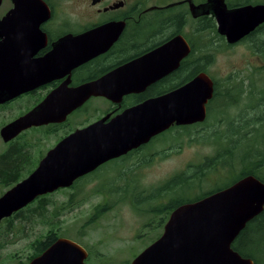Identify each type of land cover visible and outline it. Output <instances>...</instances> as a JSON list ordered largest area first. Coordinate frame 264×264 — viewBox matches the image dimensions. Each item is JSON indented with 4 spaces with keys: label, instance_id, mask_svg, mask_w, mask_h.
<instances>
[{
    "label": "flooded vegetation",
    "instance_id": "af4514ba",
    "mask_svg": "<svg viewBox=\"0 0 264 264\" xmlns=\"http://www.w3.org/2000/svg\"><path fill=\"white\" fill-rule=\"evenodd\" d=\"M4 1L1 0L0 6ZM43 1L49 9V16L41 21L39 33L34 38L24 36L18 45L22 48V54L18 57L21 64L22 55L27 52L23 58V68L28 72L36 70L30 81L32 88L0 105L32 97L30 106L26 105L19 116L57 89L74 90L91 83L96 90L104 91L87 96L62 120L37 126L61 132L59 140L101 119L107 123L135 106L180 88L199 74H207L213 82V93L205 104L203 120L185 124L173 122L147 142L109 158L75 180L91 182L92 179L104 185H131V194H118V198L130 204L127 205L131 208L129 212L138 216L139 222V169L177 153L182 142L177 143V150L174 151L173 147L179 141V136H185L189 141L207 138L208 127L205 122L213 112L222 110L224 102L212 103L216 79L209 67L217 51L229 52L243 42L251 45L252 38L264 35V23L231 43L218 32L211 4L204 5L208 0ZM223 1L227 8L255 4L244 0ZM12 7L13 2L9 0L6 10L0 12V18ZM251 47L256 53L255 46ZM249 71L257 72L254 67H250ZM260 83L254 86L263 91L256 93L263 97L259 98L264 104V82L262 86H257ZM211 106H214L212 113ZM207 158L204 155L197 163H181L178 173L196 168ZM179 205L157 210L154 215L160 212V216L156 224L139 226L142 246L127 264H132L137 255L162 237L165 223L172 210ZM255 217L246 223L232 242H236L243 252L234 249L231 244L235 251L251 259L253 264H257L254 257H260L252 246L256 232L260 229L249 225ZM84 261L94 264L87 257ZM258 262L264 264V258H259Z\"/></svg>",
    "mask_w": 264,
    "mask_h": 264
},
{
    "label": "water",
    "instance_id": "95a60500",
    "mask_svg": "<svg viewBox=\"0 0 264 264\" xmlns=\"http://www.w3.org/2000/svg\"><path fill=\"white\" fill-rule=\"evenodd\" d=\"M13 7L0 18V104L32 88L31 72L23 68L18 47L24 36H36L49 16L43 0H12ZM1 3V0H0ZM218 32L236 42L264 23V3L227 8L223 0H208ZM26 50L25 47H23ZM89 50V49H87ZM31 74V75H30ZM36 74V73H35ZM93 84L74 90H54L25 113L0 127L8 142L21 132L65 118L87 96L104 93ZM213 82L199 74L180 88L135 106L111 121L103 119L58 140L34 169L0 196V220L11 216L37 197L70 187L82 175L109 158L147 142L176 124L201 121ZM264 208V181L249 174L199 199L175 207L160 239L137 255L132 264H253L231 244L246 223ZM86 249L59 236L27 264H87Z\"/></svg>",
    "mask_w": 264,
    "mask_h": 264
},
{
    "label": "rangeland",
    "instance_id": "374dc122",
    "mask_svg": "<svg viewBox=\"0 0 264 264\" xmlns=\"http://www.w3.org/2000/svg\"><path fill=\"white\" fill-rule=\"evenodd\" d=\"M263 1L251 0L252 3ZM8 4L9 0H5L0 6V12L6 10ZM250 67H254L257 70L254 77L252 76L253 72L249 71ZM209 69L220 87L222 83L235 79V82L242 81L244 87L249 83V78H255L256 83L262 82L264 80L262 79L264 73V52L255 53L248 42H243L229 52L225 50L217 51ZM231 70H235V72L231 73ZM262 84L260 83L257 86H262ZM32 99V97H25L0 108V127L14 119L28 105L30 106ZM255 99L247 97L244 101L249 102L252 100L255 102ZM211 108L212 113L214 106H211ZM231 109L233 110V108L223 106L222 110L213 112V115L208 117L205 126L208 127V131L211 130L210 133L216 130L215 132L222 134L226 131L227 134L231 135L230 133L237 129L238 125L236 123L241 124V126L244 125V122L237 121L239 118L235 117L234 121L236 122L233 121L232 113L233 115L237 113L236 111L229 113L232 111ZM237 109H244V106L239 104L235 110ZM248 129L249 131L251 130V128ZM60 136L61 132L51 131L49 128L44 127L25 130L20 140L24 139L31 145L28 155L32 164L28 165L33 166L36 159L51 148L59 140ZM239 136L241 135H233V138L235 137L236 139ZM253 136L251 144L254 143V138L264 136V129L256 130ZM178 139L179 141L176 142L173 150H177V143L179 142H182V146L177 153L139 169V199L141 202L146 196H149L151 192L148 191L150 189L159 187L166 179H170L174 174L178 173L181 170V163L186 161L197 163L201 161L204 155L212 156L216 148L222 146V143H217L214 138L212 140L210 137L208 139L197 138L202 142H198L197 139L189 141V138L185 136H179ZM7 144L0 137V152L6 148ZM243 144L238 143L236 145V158L241 156L249 143L245 142ZM232 168L233 172L238 171L239 165L236 164ZM22 174V178L28 175L24 172ZM231 174L232 171L225 169L211 172L209 176L204 177L198 188L192 190V193L207 191L216 184L218 185L228 179ZM90 180L91 182L89 180L87 182L82 181L72 188L58 189L48 194L46 199H49L53 204L48 206L46 215L43 218L35 216L34 212H28L37 205V202L33 200L28 205L29 210H23L22 215L19 214L11 221H6L5 218L1 219L0 264H26L34 251L32 247L33 241L40 235L45 234L49 229L83 246L87 251V260L94 264L130 263L133 256L142 246V244L140 245L142 238L139 237V226L156 224L160 212L155 215L154 213L142 212L138 222V216L136 217L134 213L129 212L131 208L129 209L127 205L130 206V204L126 200L118 198V194L130 195L131 185H104L98 184V180ZM11 186L0 185V196ZM70 194H73L72 201L66 204V201H69ZM164 196L158 200H151L150 204L154 206L166 203L168 199L167 196ZM180 197L181 194L177 195V198ZM142 203L139 204V207H149L146 202ZM67 205L70 207H67ZM60 206L64 208H60ZM53 210H58L54 217L56 222H52L48 218Z\"/></svg>",
    "mask_w": 264,
    "mask_h": 264
},
{
    "label": "trees",
    "instance_id": "16d2710c",
    "mask_svg": "<svg viewBox=\"0 0 264 264\" xmlns=\"http://www.w3.org/2000/svg\"><path fill=\"white\" fill-rule=\"evenodd\" d=\"M244 2H251V0H244ZM250 43L251 46H255L254 49L257 53L260 54V51L264 52L263 34L257 35L252 38ZM260 45H262V47H260ZM254 75L255 72L252 73L253 77ZM263 76L264 73L262 75V79H264ZM235 80H230L228 83L225 82L223 85H221V87L216 81V92L212 99V103L224 100V107L226 106L229 108H233V110L231 109L232 111H230L229 113H232L234 111H236L237 113L235 115H233L232 113L233 121L235 120V117L239 118L237 121L244 122V125L241 126V124L236 123L239 127L237 126V129L234 130V132L230 133L231 135L227 134L226 131L221 134L219 132H215L216 130L210 133L211 130H209L207 139L208 137L212 138V140L214 138V141L217 143H222V146L217 147L215 153L212 156H209L206 161L197 165L196 168L177 173L175 174V176L161 184L159 187H154L150 189L148 192L151 193L149 194V196H146V198H144L142 201L146 202L149 207H139L140 217L142 212L156 213L157 210H167L173 208L176 205L193 201L213 191L224 188L245 175L251 174L260 179L261 181H264V136H262L261 138H254V143L251 144V140L254 137L253 133L261 128L264 129V104L263 100H260V98L263 97H260L259 94L256 93L263 91L257 90V88L254 86L256 83L255 78H249V83H247L245 87L243 86L242 81L235 82ZM263 82L264 80L261 83ZM247 97H253L254 99L259 97L260 98L259 100L255 99V102H253L252 100L246 102L244 100ZM239 104H242L244 106V109L235 110ZM5 106L6 105H0V108H3ZM37 128L41 127H34L33 129ZM248 128H251V130L249 131ZM23 133L24 132L20 133L14 139L8 141L6 148L0 152V185L2 186L8 187L18 182L22 178V172L29 174L36 166L37 161L43 156L40 155L38 159H36L33 166L28 165L32 164L28 155L31 145L28 141L24 139L20 140L23 137ZM233 135L241 136L236 137L235 139V137L233 138ZM245 142L249 143L247 148L243 151L240 157L236 158V145L238 143L243 144ZM236 164L239 165V170L233 172L232 166ZM222 169L232 171V174L229 176L228 179L222 181L218 185L215 183L216 185L214 187H211V189L207 191H200L198 193L196 192L197 194L192 193V190L198 188L205 176H209L211 172H215L218 170L220 171ZM81 182L75 181L69 188H72L77 183L80 184ZM85 182H87V180H85ZM48 194L37 197L34 200L35 202H37V205L33 209L29 210L28 204L23 209L13 213L10 217L5 218L6 221H11L12 219L19 216V214L22 215L23 210H29L28 212H34L35 216L43 218L44 215H46L48 206L53 204L49 199H46V196ZM180 194L181 197L177 198V195ZM164 195L167 196L168 199L166 203H161L154 206L150 204L151 200H158ZM72 196L73 194H70L68 199L69 201H66V204H69V202L72 201ZM142 202L139 199V204H143ZM67 207L70 206L67 205ZM60 208L64 207L60 206ZM58 210L52 211L50 216H48L49 220H51L52 222H56L54 221V217L57 214ZM249 225H253L260 229V231L256 232V237L252 241L253 249L257 250L255 253L259 254L260 256L254 257V261L257 264H260V262H258L259 258H264V208L262 212L255 217V220L249 223ZM59 236H62V234H57L52 229H49L45 234L37 237L32 243L34 251L33 254H31V256L29 257V259L39 255ZM232 246L239 252H243V250L239 247L236 242L232 244Z\"/></svg>",
    "mask_w": 264,
    "mask_h": 264
}]
</instances>
